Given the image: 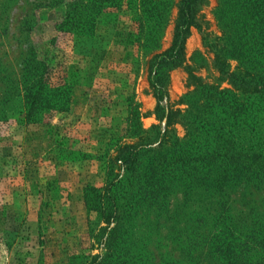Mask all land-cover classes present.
Segmentation results:
<instances>
[{"label":"rangeland","instance_id":"rangeland-1","mask_svg":"<svg viewBox=\"0 0 264 264\" xmlns=\"http://www.w3.org/2000/svg\"><path fill=\"white\" fill-rule=\"evenodd\" d=\"M177 4L0 0V264H65L103 245L111 264L264 263V173L223 147L264 153V85L232 87L213 64L264 82V43L234 44L223 0H208L184 65L158 69L157 100L149 65Z\"/></svg>","mask_w":264,"mask_h":264},{"label":"trees","instance_id":"trees-1","mask_svg":"<svg viewBox=\"0 0 264 264\" xmlns=\"http://www.w3.org/2000/svg\"><path fill=\"white\" fill-rule=\"evenodd\" d=\"M96 1L101 3L104 0ZM207 4L208 0H178L177 14L170 46L161 53H157L152 56L151 61L154 60V62H151L149 65V78L150 75L153 76V79H150V84L155 89L154 93L157 96V100L162 96V93L159 92L162 90L161 84L159 82L156 83V81L160 80L158 72L160 70L162 72H167L173 67L184 65L185 41L190 34L191 28L200 30L202 26L208 24V21L203 13V8ZM217 18V20L221 22L228 23L227 26L233 30V35L231 36L235 39L233 42L234 44H239L242 47L245 39H252L253 42L264 43V0H223V6L221 5L217 11ZM241 47L235 48L238 51L237 57H239V53L242 54L246 51L247 55H253V47L243 48V52ZM230 57H235V54H231ZM261 59L264 60V46L261 51ZM213 64L218 72V80L220 82L226 81L232 87H236L238 85V87H243V90L246 89L245 91L250 89L253 91L254 89H259L260 83L264 85L263 80H254V78L249 79L244 76L242 72L231 70L230 64L225 56L223 57L216 54ZM189 78L197 79V77L192 73L189 74ZM230 90V87H218V92H229ZM260 90L263 89L261 88ZM35 96L36 94H34L33 98ZM171 123L172 111L169 110L166 116V126ZM223 145L226 153L233 154L236 165L240 166L242 164H247L249 166H255L254 169L257 171L262 170L264 173V153L261 152L256 155L243 153L240 150L242 147H240L241 145L239 142L233 140H224ZM130 147H132V145H125L119 152L121 162L127 167H132L136 163L137 159L136 151L128 152L127 154L125 153V149ZM109 187L110 185L108 184L106 187V194L104 193L105 199L110 198L108 195V191L110 190L108 189ZM85 197L87 199V193H85ZM114 201L115 200H112V202ZM94 210L106 213L105 200H103L100 205L95 206ZM107 219L108 218L105 219L106 222H108ZM104 249H106V247L103 245L95 254L70 256L65 264H111V259L108 254L109 252H104Z\"/></svg>","mask_w":264,"mask_h":264}]
</instances>
